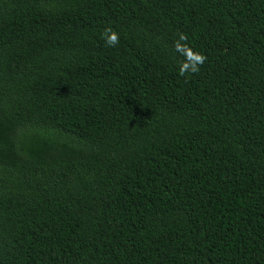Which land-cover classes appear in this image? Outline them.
Segmentation results:
<instances>
[{
	"label": "trees",
	"instance_id": "trees-1",
	"mask_svg": "<svg viewBox=\"0 0 264 264\" xmlns=\"http://www.w3.org/2000/svg\"><path fill=\"white\" fill-rule=\"evenodd\" d=\"M0 264H264V0H0Z\"/></svg>",
	"mask_w": 264,
	"mask_h": 264
},
{
	"label": "clouds",
	"instance_id": "clouds-1",
	"mask_svg": "<svg viewBox=\"0 0 264 264\" xmlns=\"http://www.w3.org/2000/svg\"><path fill=\"white\" fill-rule=\"evenodd\" d=\"M101 38L106 47H115L119 44V34L111 27L105 28L101 32ZM174 50L182 60L178 62V75L188 77L190 74H196L200 71V66L205 63L207 57L194 51L187 43V35L183 32L178 33V39L174 41Z\"/></svg>",
	"mask_w": 264,
	"mask_h": 264
}]
</instances>
